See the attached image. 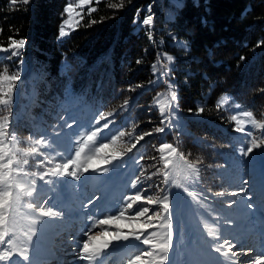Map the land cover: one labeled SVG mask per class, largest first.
Returning a JSON list of instances; mask_svg holds the SVG:
<instances>
[{
	"label": "trees",
	"instance_id": "1",
	"mask_svg": "<svg viewBox=\"0 0 264 264\" xmlns=\"http://www.w3.org/2000/svg\"><path fill=\"white\" fill-rule=\"evenodd\" d=\"M64 4L0 0V46L8 48L9 37L26 41L18 56L12 49L0 52V75L20 72L9 108L0 105V118L10 116L5 144L13 137L19 141L16 147L24 149L37 140L50 142L43 155L38 151L39 159L29 157L28 170L54 167L74 135L111 121L95 143L118 137L115 147L124 156L114 166L126 175L131 195V181L141 172L137 189L143 197L169 191L160 171V145L170 144L197 166L196 190L202 196L227 202L239 182L263 196L253 176L254 158L259 157L257 165L264 160V146L251 158L243 157L241 149L253 139L264 142V0H91L79 11V26L60 38ZM89 7L96 10L89 14ZM149 14L153 21L144 25ZM168 84L182 111L179 129L165 128L153 103L156 92ZM106 113L112 115L101 116ZM233 116L262 126L246 123L237 132ZM160 127L165 131L156 132ZM145 132L152 134L137 142ZM44 155L51 162L41 163ZM149 208L160 211L159 205ZM45 254L48 259L54 255Z\"/></svg>",
	"mask_w": 264,
	"mask_h": 264
},
{
	"label": "rangeland",
	"instance_id": "2",
	"mask_svg": "<svg viewBox=\"0 0 264 264\" xmlns=\"http://www.w3.org/2000/svg\"><path fill=\"white\" fill-rule=\"evenodd\" d=\"M69 3L74 7V14L70 17L64 12V18L61 21V24L64 20L70 21V24L65 26L67 32L76 19L75 12L80 11V8L77 7L79 0H65L63 11ZM173 91L175 90L168 84L165 88L158 90L153 97V103L161 120L164 121V127L167 129L172 127L179 129L183 124L182 111L177 106L176 100H171ZM162 107L164 109L163 115L161 113ZM166 116L168 117L167 121L165 120ZM238 119L243 121L241 116ZM77 130L80 131V129ZM83 136L80 134L73 136L75 141L64 152L59 164L62 165L67 159L72 158L79 143H83ZM98 146L95 143L86 148L84 155L93 154L94 148ZM160 156L167 159L169 151L167 149L163 152L160 151ZM173 158H175V154H173ZM257 158L256 156L254 158L256 170L253 179H256L255 186L263 196L255 194L253 187L246 184V196L243 194L231 195L227 198V202L215 203L214 200L202 196L196 190L199 173L194 163L197 169L196 174L184 181L187 191L169 181L167 184L169 191L166 194L170 195L171 198L173 240L167 264H252L256 255L264 253V167H261L260 164L257 165L255 162ZM164 159H161L163 169ZM261 159L260 161H264ZM100 167H108L110 170L106 173L90 170L79 181L68 176L50 177L55 182L45 184V182L39 181L37 176L38 188L42 197L39 203L48 202L49 207L56 205L54 210L62 212L63 215L59 219L45 217L38 226L37 237L34 238L33 247L30 250L33 264L36 260L38 262L44 261L45 264H51L50 261H56V264H129V260L133 259L135 255H140L141 259L146 262L155 259L143 255V253L152 251L151 246L142 245L132 238L129 241L114 242L95 260L83 259L77 244L82 245L83 240L87 238L84 235L85 232L93 236L97 233L115 232L117 230L127 232L129 225L137 223L127 220H118L112 224L97 223L107 216L117 215L120 209L125 207V198L134 195H131L128 183L125 184L126 175L120 173L114 164L100 165ZM24 171L45 173L47 170L35 172L34 169L28 170L25 167ZM242 184L245 182H239L238 187ZM189 192L194 193V197L190 196ZM93 197L97 198L94 205L87 208L82 207ZM230 201L237 202L230 207ZM25 202L33 201L26 200ZM247 204H252L253 207L249 209ZM143 206L149 207L147 204ZM137 210H139L138 207L133 211L126 212L125 215H134ZM153 211L157 212V208L151 210L149 215ZM228 217H231L233 224L226 226L225 220ZM143 219L146 217L142 218L141 222ZM152 223L153 228L151 230L158 231L159 221ZM205 224L217 229V237L207 235ZM256 232L259 235H253ZM108 238L103 237V239ZM225 239L236 245L232 251L238 254L237 257L232 258L231 253L228 257H224L214 252V248L222 244ZM101 242V238H97L93 243L99 244ZM249 249L252 251L249 252ZM0 250L3 249L0 248ZM46 251H51L54 255H50L48 259L46 258ZM12 259H18V257L14 254ZM0 264H6V262H0Z\"/></svg>",
	"mask_w": 264,
	"mask_h": 264
},
{
	"label": "snow or ice",
	"instance_id": "3",
	"mask_svg": "<svg viewBox=\"0 0 264 264\" xmlns=\"http://www.w3.org/2000/svg\"><path fill=\"white\" fill-rule=\"evenodd\" d=\"M17 0H12V3L15 4ZM30 0H23V3L27 4ZM91 0H79V4L77 7L83 10L85 5H89ZM113 8L121 7V5L113 4L111 5ZM95 8L89 7L88 13L91 14L95 11ZM64 12L69 14L70 17L74 14V7L71 3H69ZM150 12V8H149ZM75 16L79 17L75 22L71 25L72 28L78 27L80 21L83 19V16L80 12H75ZM153 21V15L149 14L144 20V25H151ZM91 23H96V21H92ZM70 24L69 20H64L59 28V37L63 38L69 33L66 31V27ZM10 43L8 48H3L0 46V52H7L9 49H12V55L18 56L20 54V50L25 46V39H13L9 37ZM264 43V41H262ZM259 47V44L257 45ZM243 60L244 57H241ZM168 61H172V56H167ZM140 61H137L139 63ZM155 68V66H154ZM20 77V72L17 71L14 75H0V105H3L5 108H9V105L12 101L13 89ZM139 87V85H138ZM177 99L175 91L171 93V100L175 101ZM223 102V101H221ZM127 104V101L125 102ZM203 109H198L197 114L202 112ZM162 115L164 114L163 107L161 108ZM111 113L101 114L104 116H111ZM245 117H251V112H245L243 114ZM232 119L237 123V132L244 131L243 124L244 123H252L256 127H261L262 125L257 121L248 120L241 121L236 116H233ZM165 120H168V117H165ZM164 121H162L163 123ZM109 123H104L103 127H96L95 131L89 132L83 136V143H79V146L75 150V154L71 159H67L65 163L56 164L55 167L47 169L45 173H39L40 175H33V173H28L24 171L25 166L29 163V157H33L39 159L37 155L38 151L40 155H43V148L50 144L48 141H39L29 148H18L16 145L19 143L14 137L12 140L6 145L5 144V133L6 130L10 127V116H4L0 118V193H3L0 196V211H2V215H0V262H6V264H31V249L34 244V238L37 235L32 237L30 242H27V237L23 229L15 222H13L11 217L18 216L21 213H31V209L27 208L26 205L31 204L36 208H40L41 204L44 205L45 208H51L54 210L56 205L52 207L48 206V202L39 203V200L42 198L40 195V191L38 188V181L48 183H54L50 177H62L68 176L73 177L75 180L79 181L81 177L85 173H89L90 170L92 172H109L108 167H100V165H112L121 157L124 156V152L119 151L115 145L117 143L118 137L112 136L111 143L100 144L98 147L94 148V152L91 155H84L85 149L91 147L95 144L99 133L103 130V128H108ZM97 124H99V120H97ZM69 128L72 125L68 126ZM156 132H163L165 129L163 127L156 128ZM151 132H145L143 135L138 136L137 142L142 140L144 136L151 135ZM250 134V133H249ZM124 133L121 132L120 136H123ZM264 146V142H257L253 139L247 146L246 150L241 149V154L243 157L251 158L254 154V150L261 148ZM136 145H133L131 148H128L127 151L132 152L135 149ZM31 149H35L32 151ZM105 149H108L105 153ZM165 149L169 151V157L164 159V169H160L163 171L165 177V184H168L171 181L172 184H175L177 187L187 188L184 185V181L188 180L191 176H194L197 172L196 166L193 163H190L181 153L177 151V148L173 147L170 144H162L160 145V151L163 152ZM173 154H175V158H173ZM61 154H57L59 157ZM19 157H23L26 160V163H23ZM57 157H52V159H56ZM143 157H141L142 159ZM47 160L51 162L49 156L44 155V159L41 160V163ZM139 163V162H137ZM71 169V170H70ZM144 176V173L141 172V175L137 177L135 180L131 181V187L135 190V195L125 198V207L121 208L119 213L114 216H107L103 220L97 221L99 224H112L118 220H127V221H136L137 223L129 225V231L124 232L122 230H117L115 232H103L97 233L95 236L89 235L88 232H85L84 235L87 237L83 240L82 245L79 243L77 247L81 252L83 259L85 260H95L97 257H100L104 250H107L114 242L119 241H129L132 238L135 241H139L142 245L151 246L152 251L147 253H143V255H147L149 257H154V260L144 261L141 259L140 255H135L133 259L129 260V264H167L168 255L170 248L172 247L173 240V231H172V220H171V198L168 194H163L160 197H143L141 195L140 190L137 189V185L141 182V177ZM35 181V183H32ZM246 184H242L239 186L238 192H233L231 195L237 196L240 194L247 195ZM190 196L194 197V193L189 192ZM218 195H224V193H218ZM96 197L89 199L86 205H82V207L87 208L92 206L96 202ZM26 200H31L33 202H25ZM142 200H146V204L151 205H159L160 211L151 212L149 215L150 208L147 206L141 205L139 202ZM237 201H232L231 205L235 204ZM247 208L251 209L253 207L252 204H247ZM139 210L135 211L134 215L128 216L125 215L126 212L133 211L136 208ZM43 211V209H42ZM60 212V211H59ZM62 213V212H60ZM50 217V216H49ZM143 221L141 222L142 218ZM56 218L57 217H50ZM61 218V217H60ZM153 220L159 221L158 231L151 230L153 228ZM230 221V223L228 222ZM46 223V221H44ZM233 224V220L231 217H228L225 220V225ZM205 230L207 231V235L209 237H217V229L213 226L205 224ZM91 231V229H89ZM103 237H109L108 239H103ZM97 238H101L102 242L99 244H94L93 242L97 240ZM27 242V258H25L21 253L25 250V245ZM6 245V247H4ZM236 247L235 244L230 243L229 240L225 239L222 244L216 246L214 248L215 253H219L221 256L228 257L229 253H231V257H237V253L232 251V249ZM223 249V251H222ZM252 249H249L251 252ZM14 254L18 257V259L13 260ZM243 255V253H240ZM257 264H264V253L256 255Z\"/></svg>",
	"mask_w": 264,
	"mask_h": 264
},
{
	"label": "clouds",
	"instance_id": "4",
	"mask_svg": "<svg viewBox=\"0 0 264 264\" xmlns=\"http://www.w3.org/2000/svg\"><path fill=\"white\" fill-rule=\"evenodd\" d=\"M39 141H36L38 143ZM32 151H35V149H31ZM23 163H26V160L23 159V157H19ZM33 175H40L39 173H33ZM32 183H35V181H32ZM185 191H187L185 189ZM227 191V189H225ZM3 193H0V196H2ZM0 204H2V201H0ZM27 208L31 209V213H21L18 216L11 217L10 219L13 220V222L17 223L24 231L25 236L27 237V242H30L32 240V237L34 235H37L39 230V225L43 222V219L45 217H62V213L59 211H55L51 208H45L43 204H41L40 208H36L34 205L28 204L26 205ZM43 209V211H42ZM2 211H0V215H2ZM230 223V221H228ZM205 227H207L205 225ZM27 242L25 245V250L21 253L25 258H27ZM252 264H257V258L252 262Z\"/></svg>",
	"mask_w": 264,
	"mask_h": 264
},
{
	"label": "water",
	"instance_id": "5",
	"mask_svg": "<svg viewBox=\"0 0 264 264\" xmlns=\"http://www.w3.org/2000/svg\"><path fill=\"white\" fill-rule=\"evenodd\" d=\"M260 166L264 167V161H260Z\"/></svg>",
	"mask_w": 264,
	"mask_h": 264
},
{
	"label": "bare ground",
	"instance_id": "6",
	"mask_svg": "<svg viewBox=\"0 0 264 264\" xmlns=\"http://www.w3.org/2000/svg\"><path fill=\"white\" fill-rule=\"evenodd\" d=\"M253 235H259V234H257V232H256V233H253Z\"/></svg>",
	"mask_w": 264,
	"mask_h": 264
}]
</instances>
